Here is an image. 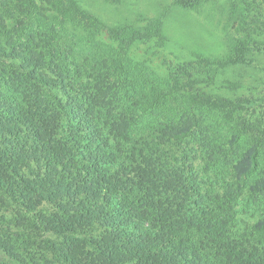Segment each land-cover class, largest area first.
Here are the masks:
<instances>
[{"label": "trees", "instance_id": "obj_1", "mask_svg": "<svg viewBox=\"0 0 264 264\" xmlns=\"http://www.w3.org/2000/svg\"><path fill=\"white\" fill-rule=\"evenodd\" d=\"M45 3L54 18L92 19L77 0H0V59L34 65L30 71L12 65L4 85L9 88L0 91V212L15 210V232L1 228L0 213V250L18 264H264V210L242 230L235 207L248 177L264 173V122L255 145L233 166L237 190L229 182L221 194L205 192L187 150L178 160L162 149L196 137V110H228L232 117L254 102L196 92L180 118L148 134L141 126L143 108L123 101L117 111L111 105L120 98L111 86L96 84L91 92L83 83L87 94L79 96L71 117L43 69L68 80L55 64L56 53L48 58L15 43L9 31L8 19L17 36L30 30L28 19L44 21ZM3 37L8 40L2 44ZM247 47L238 44L218 68L238 63ZM150 105L157 107L154 100ZM214 147L213 161L222 151ZM255 194L264 195V177L250 186V196ZM30 247L52 258L36 260Z\"/></svg>", "mask_w": 264, "mask_h": 264}, {"label": "rangeland", "instance_id": "obj_2", "mask_svg": "<svg viewBox=\"0 0 264 264\" xmlns=\"http://www.w3.org/2000/svg\"><path fill=\"white\" fill-rule=\"evenodd\" d=\"M77 1L92 19L54 18L45 3L46 19H28L31 31L25 30L20 36L11 23L14 20L8 19L15 43L44 52L48 58L50 53H56L55 64L68 75V80L64 81V76L49 66L43 69L54 80L53 92L69 105L71 117L77 113V103L81 104L77 99L86 93L81 91L85 85L90 86L91 92L96 84L111 86L118 93L116 98H120L111 105L117 111L122 109L123 101L137 105V109L147 108L141 111V126L148 134L180 118L193 93L231 102L250 100L254 103L232 117L228 110H196L201 119L196 137L189 138L190 142L183 146L162 147L169 159L174 155L179 160L187 150V163H192L199 173L205 192L221 194L229 182L237 190L233 166L255 145L264 122V101H255L264 97V0H190L187 6L178 4V0ZM6 40L3 37L1 43ZM238 44H249L239 62L218 68V62L230 56ZM12 65L19 70L34 68L23 59H0L1 92ZM78 69L83 73L81 78ZM72 76L76 77L74 85ZM153 100L157 106L154 111L150 105ZM80 132V136H87L84 130ZM216 144L222 146V151L213 161ZM260 162L264 168V147ZM262 177L264 173L248 177L245 189L238 194L235 207L240 212L242 230L258 220L264 210V195L250 196V186ZM256 211V218H251ZM0 213L5 217L1 228L6 231L9 225L15 232L11 225L15 221L13 207ZM28 250L36 260L47 255L52 258L43 248ZM0 264L18 262L0 250Z\"/></svg>", "mask_w": 264, "mask_h": 264}]
</instances>
